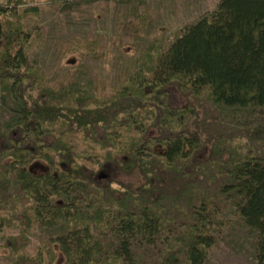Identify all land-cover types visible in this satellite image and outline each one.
Returning a JSON list of instances; mask_svg holds the SVG:
<instances>
[{
    "label": "trees",
    "instance_id": "obj_1",
    "mask_svg": "<svg viewBox=\"0 0 264 264\" xmlns=\"http://www.w3.org/2000/svg\"><path fill=\"white\" fill-rule=\"evenodd\" d=\"M37 11L0 1V246L11 264H54L47 245L59 264H202L236 227L264 264V0H217L102 95L47 84L30 56ZM107 164L122 175L103 174ZM15 218L21 232L4 234ZM33 225L47 238L30 254Z\"/></svg>",
    "mask_w": 264,
    "mask_h": 264
},
{
    "label": "rangeland",
    "instance_id": "obj_2",
    "mask_svg": "<svg viewBox=\"0 0 264 264\" xmlns=\"http://www.w3.org/2000/svg\"><path fill=\"white\" fill-rule=\"evenodd\" d=\"M30 1L38 7L37 13L26 18L34 32L30 56L44 71L47 84L102 95L110 92L126 70L144 60L149 48L166 43L175 28L213 8L217 0ZM215 39L222 46L229 45V37L220 30ZM170 91L171 102H180L173 86ZM6 108L0 99V120L7 115ZM101 170L122 175L112 164ZM242 229L236 227L231 234L226 230L202 264H255ZM20 232L17 218L3 231ZM46 235L40 226H31L23 250L33 254L40 242L45 244ZM46 248L52 263L59 264L61 256ZM6 251L0 246V264H11Z\"/></svg>",
    "mask_w": 264,
    "mask_h": 264
},
{
    "label": "crops",
    "instance_id": "obj_3",
    "mask_svg": "<svg viewBox=\"0 0 264 264\" xmlns=\"http://www.w3.org/2000/svg\"><path fill=\"white\" fill-rule=\"evenodd\" d=\"M1 1V0H0Z\"/></svg>",
    "mask_w": 264,
    "mask_h": 264
}]
</instances>
